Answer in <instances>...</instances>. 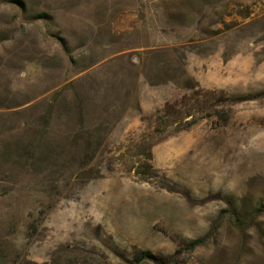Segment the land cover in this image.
Segmentation results:
<instances>
[{
    "label": "rangeland",
    "instance_id": "374dc122",
    "mask_svg": "<svg viewBox=\"0 0 264 264\" xmlns=\"http://www.w3.org/2000/svg\"><path fill=\"white\" fill-rule=\"evenodd\" d=\"M0 264H264V0H0Z\"/></svg>",
    "mask_w": 264,
    "mask_h": 264
},
{
    "label": "trees",
    "instance_id": "16d2710c",
    "mask_svg": "<svg viewBox=\"0 0 264 264\" xmlns=\"http://www.w3.org/2000/svg\"><path fill=\"white\" fill-rule=\"evenodd\" d=\"M144 256H147L148 254H143Z\"/></svg>",
    "mask_w": 264,
    "mask_h": 264
}]
</instances>
